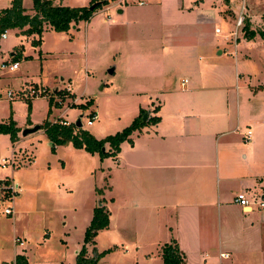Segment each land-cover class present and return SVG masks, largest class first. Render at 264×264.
Listing matches in <instances>:
<instances>
[{
    "label": "rangeland",
    "instance_id": "374dc122",
    "mask_svg": "<svg viewBox=\"0 0 264 264\" xmlns=\"http://www.w3.org/2000/svg\"><path fill=\"white\" fill-rule=\"evenodd\" d=\"M90 1L94 0H72L71 3L86 7ZM122 1L118 3L119 7L125 6L127 1L136 16H141L151 6H157L153 4L154 0ZM140 2L142 6L138 5ZM205 2L208 3L202 9H209L217 15L216 22L210 26L216 36L210 35L212 43L206 54L201 50L196 53L194 65H205L206 80H210L214 72L220 73L218 85L225 87L226 96L232 101L239 94L242 106L246 110L254 106L255 119L264 120L261 110L264 93L254 87L257 85L255 77L264 80L260 74L264 73V53L258 49L246 50L243 44L261 39L264 26L262 30H258L261 26L257 29L255 26L254 31L249 28L255 33L251 39L245 36L244 27L251 15H256L257 25L264 21L261 17L264 16V0ZM11 3L12 0H0V10L9 8ZM22 7L31 10L32 0H22ZM99 10L93 23L91 20L79 22L77 30L72 26L68 32H45L37 47L32 45L31 37L17 30L7 31L6 39L0 38V65L13 59L19 65L15 73L0 71V124L6 123L12 115L18 129L15 142L8 133H0V247L7 252L0 257L6 261L15 251L22 253L24 250L30 255V264H56L51 261L64 260L65 257V263L73 261V247L81 249L84 230L92 219L93 209L101 205L99 200L104 201V206L109 203L106 198L109 173L103 167L109 162L114 165L112 157L101 160L100 164L99 156L94 154L98 157L93 162L91 154L83 157L69 144L55 146L52 151L51 142L42 128L26 136L23 131L40 127L45 120L54 123L63 114L62 119L72 123L80 119L83 130L95 139L103 140L128 127L137 116L135 111L139 104L146 111L152 109V104L159 103L164 96L157 92L159 89L179 88L187 75L188 70L183 64L185 54L179 48L166 49L161 54L163 60H155L157 48L168 45L167 38L163 37L164 31L155 27L158 23L155 14L152 17L145 15L143 25L125 29L114 28L115 25L111 24L109 29L105 19L115 17L116 9ZM240 14L245 20L242 28L236 29ZM91 23V28L94 25L95 28L90 30ZM228 32L231 33L229 37L225 36ZM235 32L238 38L236 49L233 43ZM31 89L46 92L32 97ZM7 92L12 93V100L7 98ZM253 94L256 95L254 98ZM74 97L75 105H71ZM28 98H34L30 100V114ZM88 100L92 105L82 109L80 106H85ZM58 101L62 103L60 107L56 105ZM91 112L97 115V119L87 126ZM105 150H108V144L104 146ZM253 159L264 188V146L253 152ZM3 160L13 165L2 167ZM10 183L20 185L24 192L20 193V189L19 195L11 197L7 192ZM19 196L24 200L16 205ZM40 200L44 202L41 207ZM107 206L109 213L119 212L118 205ZM7 207H12L14 214L4 215ZM38 209H45L46 222L42 223L36 216ZM114 214L113 219L118 221ZM13 219L16 221L11 223ZM109 226L95 237L101 249L97 253L107 252L97 264H136L139 255L125 251L121 244L120 237L126 233L121 227L114 229L110 223ZM63 227L68 233L62 237L59 232ZM44 235L48 236L44 238ZM18 236L26 237L24 248L15 243Z\"/></svg>",
    "mask_w": 264,
    "mask_h": 264
},
{
    "label": "crops",
    "instance_id": "0c3cea01",
    "mask_svg": "<svg viewBox=\"0 0 264 264\" xmlns=\"http://www.w3.org/2000/svg\"><path fill=\"white\" fill-rule=\"evenodd\" d=\"M120 1L123 2L109 1L99 10L116 9L115 17L105 19L107 27L110 29L114 24V28L127 29L143 25L145 15L152 17L155 14L158 20L155 27L164 31L163 37L168 42L166 48H157L155 60L160 59L161 62V54L166 49L179 48L185 54L183 64L188 72L179 88H161L157 91L164 96L159 103L152 104V109L146 111L138 105L135 115L144 110L148 113L145 122L151 118L158 121L147 123L133 132L130 136L132 144L123 142L119 154L109 158L114 165L104 163L103 170L109 173L106 195L109 203L105 206L119 207L117 214H114L115 211L109 213L111 227H121L126 233L120 237L121 244L125 251H134L139 255L136 264H163L161 247L173 240L185 255L184 264H264V208L254 205L247 209L234 202L240 192L256 201L264 200V188L260 184L262 178L253 159V152L264 146V120L255 119L254 106L247 110L242 106L239 94L232 101L226 96L225 87L218 85L221 82L220 73L214 72L213 77L206 80L205 65H194L196 53L201 50L206 54L212 43L210 35L216 36L210 26L216 22L217 15L209 9H202L208 3L206 0H154L153 4L157 6L146 9L141 16L133 14V6L127 1L125 6L119 7ZM71 2L54 0L53 4L77 7ZM138 5L142 6V2ZM24 10L28 15L33 14L32 9ZM96 14L91 17V22ZM255 16L248 17L249 28L253 30L255 26L256 29L261 26L258 30H262L264 21L257 25ZM261 17L264 19V16ZM92 23L90 30L95 28V25L91 28ZM73 29L77 30V26H73ZM49 30L52 29L46 26L43 34ZM7 31L1 39H6ZM17 31L22 34L20 30ZM230 34L228 32L225 36L229 37ZM28 37H31V42L36 38ZM233 40L236 49L238 38L234 37ZM249 42L243 43L246 50L258 49L264 53L262 38H256L251 44ZM260 74L264 78V73ZM255 82L257 85L254 87L264 93V80L257 76ZM247 85L250 86V83ZM255 96L253 94L252 98ZM33 99L29 98V101ZM72 100L70 104L75 105L76 98ZM261 110L264 115V104ZM62 116L57 121L72 123L62 119ZM248 130L251 138L247 142L244 138ZM69 146L72 147L71 144ZM73 149L83 157L90 155L84 150ZM90 156L93 162L98 157ZM15 185L21 189L20 185ZM22 192L24 189H21ZM17 199L16 205L24 200L20 196ZM43 205L44 202L40 200L39 207ZM45 213V209L36 210V216L42 223L46 222ZM112 213L118 221L113 219ZM12 221L14 223L16 220ZM66 230L64 227L60 229L62 237L68 233ZM25 238L18 236L14 240L24 248ZM96 239L94 245H86L88 258L93 256V250H101ZM60 241L63 242V239ZM73 248V261L65 263V257L51 263L75 264L79 247ZM6 253L0 247V255ZM18 254L25 255L30 264V255L25 250L22 253L15 251L9 261L0 257V264H11ZM220 254H228L229 257L224 259Z\"/></svg>",
    "mask_w": 264,
    "mask_h": 264
},
{
    "label": "trees",
    "instance_id": "16d2710c",
    "mask_svg": "<svg viewBox=\"0 0 264 264\" xmlns=\"http://www.w3.org/2000/svg\"><path fill=\"white\" fill-rule=\"evenodd\" d=\"M53 1L32 0L33 14L28 15L22 7V0H12L9 8L0 10V36L7 30L17 29L26 36H35L36 38L32 41V45L37 47L41 44L42 34L46 26H49L55 32H68L72 26L78 25L79 22H88L98 9L113 0H94L88 7L75 8L55 6ZM91 6H93V10H90ZM249 25L247 20L244 29L246 30L245 36L251 39L255 36V33L250 31ZM260 35L264 40V31ZM27 100L28 114H30L31 104L29 98ZM56 105L60 107L62 103L60 102ZM88 105L90 106L91 103L88 102L85 106L82 105L80 107L86 109ZM145 113L144 110H140L139 115L134 118L128 127L103 140L95 139L88 131L77 128L74 123L66 126L60 124V121L51 123L45 120L40 125V128L44 129L51 142L52 151L55 146L71 144L73 148L84 150L91 155L97 154L100 160H103L109 157L115 158L119 154L120 146L123 142L132 144L130 136L133 132L140 130L147 123H156L158 121L157 118H151L147 122L142 121ZM17 131L18 129L12 119V115H10L6 123L0 124V133H8L13 142L17 139ZM106 144H108V150L103 151L102 149ZM98 202L101 205L93 209L92 219L84 232L83 245L77 253L75 264H97L100 258L107 253L106 251L97 253L96 250H93L94 255L91 258L87 257L86 245H94V239L97 234L109 226V211L103 205V200ZM160 256L163 264H184L185 261V255L180 251L177 242L174 240L161 247ZM11 264H28V261L25 255L18 254Z\"/></svg>",
    "mask_w": 264,
    "mask_h": 264
},
{
    "label": "built area",
    "instance_id": "2783aa9c",
    "mask_svg": "<svg viewBox=\"0 0 264 264\" xmlns=\"http://www.w3.org/2000/svg\"><path fill=\"white\" fill-rule=\"evenodd\" d=\"M95 1H103V0H95ZM245 18L244 15L240 14L238 19L236 20V29H240L242 28L243 22H244ZM216 33H219V30L216 29ZM234 36L236 37V32L234 33ZM5 37V32L0 36V38H4ZM19 68L18 62H5L2 63L0 65V71L1 72H6V73H15ZM45 90H40L37 91L35 89H31L30 90V95L32 97H37L43 93H45ZM7 98L12 100V93L11 92H7L6 94ZM57 103H60V101H58ZM97 119V115L93 112L89 113V120L87 121V126H91L93 124V122ZM57 122V121H55ZM60 124L62 125H69V123H67L66 121H60ZM82 128V127H81ZM251 138V132L248 130L246 135H245V141H250ZM13 165L12 162H9L8 160H3L2 161V167H5L6 164H10ZM7 192L8 194L10 193L11 197H14L15 195H17L20 192V189L17 185L12 184L10 186H8L7 188ZM234 202L236 204H238L239 206H241L242 208H251L254 205L260 208H264V200L263 199H259L258 201H253L251 199H249L247 197V195L244 192H240L238 193L235 198H234ZM4 215H12L13 214V210L12 207H7L4 209L3 211ZM17 242H19V244H22V241L17 240ZM221 258L224 259H228L229 255L228 254H220Z\"/></svg>",
    "mask_w": 264,
    "mask_h": 264
},
{
    "label": "water",
    "instance_id": "95a60500",
    "mask_svg": "<svg viewBox=\"0 0 264 264\" xmlns=\"http://www.w3.org/2000/svg\"><path fill=\"white\" fill-rule=\"evenodd\" d=\"M90 10H93V6L90 7ZM147 117H148V113H147V114H144V116L142 117V121L145 122L146 119H147ZM74 124H75V126H76L77 128H81V127H82L80 119H77L76 122H75ZM39 129H40L39 126H34V127L29 128V129H27V130H24L22 134H23L24 136H26V135H28V134H31V133L36 132V131L39 130ZM51 145H52V144H51ZM102 150L104 151V148H103Z\"/></svg>",
    "mask_w": 264,
    "mask_h": 264
}]
</instances>
